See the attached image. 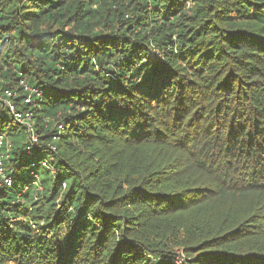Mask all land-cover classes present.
<instances>
[{
  "label": "trees",
  "instance_id": "trees-1",
  "mask_svg": "<svg viewBox=\"0 0 264 264\" xmlns=\"http://www.w3.org/2000/svg\"><path fill=\"white\" fill-rule=\"evenodd\" d=\"M20 80L0 264H264V0H0Z\"/></svg>",
  "mask_w": 264,
  "mask_h": 264
},
{
  "label": "built area",
  "instance_id": "built-area-1",
  "mask_svg": "<svg viewBox=\"0 0 264 264\" xmlns=\"http://www.w3.org/2000/svg\"><path fill=\"white\" fill-rule=\"evenodd\" d=\"M20 93L24 95H19ZM34 95L39 97V94L34 89H31L24 80L18 81L13 87L0 88V107L5 108L9 112L15 125L25 128L29 142V147L26 149L27 153L30 152V146H37L38 136L32 127L33 122L31 112L18 111L15 107L14 99L22 96V102L25 105H30L32 103V96ZM9 150L10 144L7 143L3 136H0V174L3 173L4 160L9 157ZM41 166L48 169L47 162H43ZM3 183L10 185V178L4 177Z\"/></svg>",
  "mask_w": 264,
  "mask_h": 264
},
{
  "label": "rangeland",
  "instance_id": "rangeland-1",
  "mask_svg": "<svg viewBox=\"0 0 264 264\" xmlns=\"http://www.w3.org/2000/svg\"><path fill=\"white\" fill-rule=\"evenodd\" d=\"M118 1H119V3H120L121 0H118ZM8 117L10 118L9 115H8ZM20 139H21V140L25 139V140L28 141V137H27L26 135H25V137H24V136H20V137L17 138V139H12V138H11L10 141L13 142V140H20ZM18 184H19V186H21V185H22V181H20Z\"/></svg>",
  "mask_w": 264,
  "mask_h": 264
}]
</instances>
